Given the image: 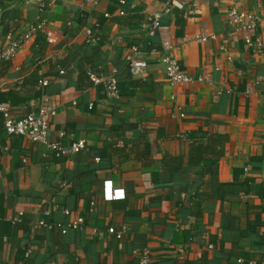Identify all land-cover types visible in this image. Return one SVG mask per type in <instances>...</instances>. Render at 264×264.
I'll return each mask as SVG.
<instances>
[{"label":"crops","instance_id":"obj_1","mask_svg":"<svg viewBox=\"0 0 264 264\" xmlns=\"http://www.w3.org/2000/svg\"><path fill=\"white\" fill-rule=\"evenodd\" d=\"M231 6L263 12L264 0H178L159 28L150 17L161 0H0L1 46L9 31L43 21L0 60V102L15 115L54 108L47 143L60 133L66 146L86 142L56 156L7 135L0 115L10 146L0 152V264H143V249L148 264H264V43L254 51L229 30ZM96 24L100 40L88 44L84 29ZM132 47L148 62L143 77L128 72ZM164 55L192 81L172 85ZM88 70L115 72L120 99ZM105 181L124 197L104 200ZM46 209L51 229L37 224ZM77 215L84 228L61 233ZM123 225L122 238L109 234Z\"/></svg>","mask_w":264,"mask_h":264},{"label":"built area","instance_id":"obj_2","mask_svg":"<svg viewBox=\"0 0 264 264\" xmlns=\"http://www.w3.org/2000/svg\"><path fill=\"white\" fill-rule=\"evenodd\" d=\"M164 7L160 13L153 14L150 17V27L159 28L161 27V16L170 12L171 7L175 1L178 0H161ZM92 5H96L98 0H86ZM183 5L186 1H180ZM125 0H120V5H124ZM119 15H124L123 9L119 10ZM104 16L109 18L111 14L108 12L104 13ZM227 24L229 30L241 37L245 45L252 50L256 51L263 47V36L262 29L264 28V11L257 12L253 10L240 9L236 6L229 7L226 15ZM43 21L36 20L25 24L21 27H17L12 31H9L5 37V44L0 45V60H11L13 59L22 46L29 40H32L36 34L41 30ZM98 25L94 27H86L84 29L85 38L84 41L88 44L95 43L100 40V36L97 33ZM216 34L211 35H197L195 40L200 43H205L210 39H216ZM224 42H227L226 40ZM222 50L226 48L225 45L220 47ZM140 51L137 47H132L131 51L126 56V64L128 72L131 76L143 77L148 68V62L144 57L139 55ZM161 61L165 64V72L169 82L172 85H182L192 81V77L181 67L179 61L170 56L164 55ZM63 73V70L60 71ZM88 77L94 85H99L103 89L107 97L115 100L120 99V88L119 80L115 72L97 75L91 70H88ZM259 82V81H258ZM39 84L42 86L47 85V81L44 79L39 80ZM93 107V103L89 104V108ZM54 108L42 107L37 111H29L23 115H15L11 110V107L6 102H0V115L3 118V126L5 132L9 136H20L28 139L35 143L47 144L48 147L53 151L56 156L68 155L71 153H79L86 148V142L84 139H78L66 146L62 143L63 133H60V138L54 142L47 143V134L49 124L55 114ZM10 146L6 142H0V152L3 154L8 153ZM111 181H105L103 184L102 198L106 201L122 199L124 197L123 190L113 189ZM91 205L95 202L91 201ZM65 214H69L68 210H64ZM50 210H44L42 217L38 219L37 224L43 228L51 229L54 224L49 222L47 218L50 216ZM1 219V216H0ZM10 220L17 221L16 218H8ZM85 226V218L82 215H77L71 221L61 226V233L65 234L69 229L79 230ZM95 228L93 232H95ZM109 234H113L116 238H122L126 232V225H123L120 229L109 227ZM212 248V245H209ZM30 250H27L25 256L28 257ZM141 261L143 264L149 263V251L143 249L141 252ZM247 264H254L249 262Z\"/></svg>","mask_w":264,"mask_h":264},{"label":"trees","instance_id":"obj_3","mask_svg":"<svg viewBox=\"0 0 264 264\" xmlns=\"http://www.w3.org/2000/svg\"><path fill=\"white\" fill-rule=\"evenodd\" d=\"M197 150H199V149H197Z\"/></svg>","mask_w":264,"mask_h":264}]
</instances>
